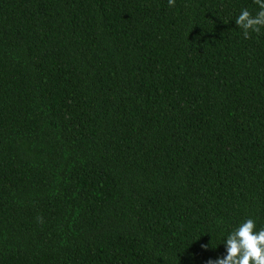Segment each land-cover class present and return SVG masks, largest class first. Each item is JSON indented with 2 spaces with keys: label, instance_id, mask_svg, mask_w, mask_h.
Returning <instances> with one entry per match:
<instances>
[{
  "label": "trees",
  "instance_id": "trees-1",
  "mask_svg": "<svg viewBox=\"0 0 264 264\" xmlns=\"http://www.w3.org/2000/svg\"><path fill=\"white\" fill-rule=\"evenodd\" d=\"M243 7L0 0V264H207L220 228L264 226Z\"/></svg>",
  "mask_w": 264,
  "mask_h": 264
},
{
  "label": "clouds",
  "instance_id": "clouds-1",
  "mask_svg": "<svg viewBox=\"0 0 264 264\" xmlns=\"http://www.w3.org/2000/svg\"><path fill=\"white\" fill-rule=\"evenodd\" d=\"M175 4L176 0H168L169 7ZM254 5L255 11L243 7L232 20L245 39L264 30V0H254ZM219 234L224 252L207 264H264V226H259L252 216L244 217L227 229L220 228Z\"/></svg>",
  "mask_w": 264,
  "mask_h": 264
}]
</instances>
